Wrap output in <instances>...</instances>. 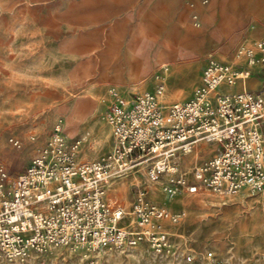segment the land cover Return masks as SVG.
<instances>
[{
	"label": "rangeland",
	"instance_id": "1",
	"mask_svg": "<svg viewBox=\"0 0 264 264\" xmlns=\"http://www.w3.org/2000/svg\"><path fill=\"white\" fill-rule=\"evenodd\" d=\"M241 1L258 7L246 5L249 23L222 35L225 4ZM147 5L165 11L169 28L184 39L192 32V41L205 37L207 43L212 38L217 43L202 44L201 49L182 46L175 57L163 56L161 38L148 31L136 33L138 12ZM263 7L264 0H93L90 6L86 0H0V168L14 181L52 141L58 126L68 141L79 143L80 161L101 157L111 146L107 117L115 92L131 99L138 91L163 86V101H183L211 61L233 65L238 74L224 86L226 91L261 88L264 49L258 42L264 35L248 38V31ZM200 17L204 28L193 31ZM95 40L99 47L93 46ZM128 46L139 62L135 79L123 66ZM88 96L94 107L73 116L75 103ZM211 154L212 147L204 144L185 163L201 162ZM137 181L131 176L117 179L112 199L129 210ZM149 198L168 213L156 228L168 234L161 248L147 240L133 249L59 248L24 262L0 256V264H211L210 252L224 264H264L263 196L222 198L201 191L169 199L153 188Z\"/></svg>",
	"mask_w": 264,
	"mask_h": 264
},
{
	"label": "built area",
	"instance_id": "2",
	"mask_svg": "<svg viewBox=\"0 0 264 264\" xmlns=\"http://www.w3.org/2000/svg\"><path fill=\"white\" fill-rule=\"evenodd\" d=\"M258 46L264 49V41ZM236 78L233 65L211 61L183 101H163V86L131 99L115 92L107 117L111 146L101 157L80 161L79 143L58 126L14 181L0 168V256L24 262L53 249H133L144 240L161 248L168 234L156 228L168 213L149 198L153 188L169 199L201 191L264 197V82L226 91ZM204 144L212 154L185 163ZM129 176L138 181L127 210L111 190ZM207 258L224 264L212 252Z\"/></svg>",
	"mask_w": 264,
	"mask_h": 264
},
{
	"label": "crops",
	"instance_id": "3",
	"mask_svg": "<svg viewBox=\"0 0 264 264\" xmlns=\"http://www.w3.org/2000/svg\"><path fill=\"white\" fill-rule=\"evenodd\" d=\"M93 0H86V5L90 6L92 4ZM154 3V1H153ZM251 7V9H256L258 7L257 3H253L248 5L244 2H238L237 4L233 3H226L224 7V11L226 12V16L223 20V28H222V35H225L228 30H231L232 28L237 27L239 24L243 23H249L247 21V15H248V7ZM252 5V6H251ZM238 6V7H236ZM242 7V8H241ZM247 7V8H246ZM257 12V15L259 17L253 19L250 21V28L248 31V38L253 33L255 34H261L264 35V25L261 23V19H264V7L259 9ZM139 24L136 28V33L148 31L150 32L154 37H159L162 39L163 43V56L166 57H175L179 51V48L182 46L187 48H196L201 49V45L203 48L207 46H212L217 43V38H212L211 41L208 43L205 41V37H203L202 41H195L191 40V37L193 36L192 32H189L187 35H182L180 31H174L171 27L169 28L170 24V17L167 16L165 11H160L158 9H153L151 5L143 6L139 10ZM204 17H200L195 22V28L193 31H202L204 28ZM169 28V29H167ZM191 29V28H190ZM168 30V32L164 35L165 31ZM190 31V30H189ZM255 41V40H254ZM230 44L227 45L229 47ZM94 47H99L100 42L94 41L93 43ZM115 52V51H112ZM236 52V50H233L231 52L230 57ZM116 53V52H115ZM124 64L123 66L126 67L127 73L129 75L130 79H135L138 77L139 74V62L135 59L134 52L131 46H128L124 53ZM260 74V73H259ZM264 74V71L263 73ZM250 89H257V88H250Z\"/></svg>",
	"mask_w": 264,
	"mask_h": 264
},
{
	"label": "bare ground",
	"instance_id": "4",
	"mask_svg": "<svg viewBox=\"0 0 264 264\" xmlns=\"http://www.w3.org/2000/svg\"><path fill=\"white\" fill-rule=\"evenodd\" d=\"M92 107H94V101L90 96H88L75 103L74 108L72 109V115L83 116L88 113Z\"/></svg>",
	"mask_w": 264,
	"mask_h": 264
}]
</instances>
